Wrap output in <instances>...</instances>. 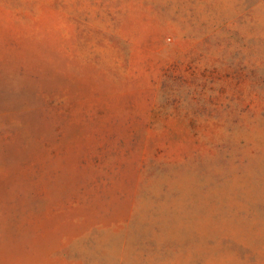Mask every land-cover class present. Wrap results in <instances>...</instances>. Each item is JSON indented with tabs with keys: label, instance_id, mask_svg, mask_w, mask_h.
Here are the masks:
<instances>
[{
	"label": "rangeland",
	"instance_id": "374dc122",
	"mask_svg": "<svg viewBox=\"0 0 264 264\" xmlns=\"http://www.w3.org/2000/svg\"><path fill=\"white\" fill-rule=\"evenodd\" d=\"M0 264H264V0H0Z\"/></svg>",
	"mask_w": 264,
	"mask_h": 264
}]
</instances>
